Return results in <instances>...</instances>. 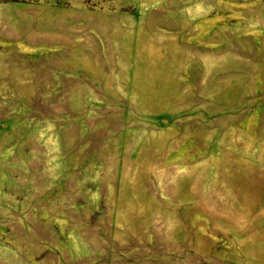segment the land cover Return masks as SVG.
<instances>
[{
	"label": "rangeland",
	"instance_id": "1",
	"mask_svg": "<svg viewBox=\"0 0 264 264\" xmlns=\"http://www.w3.org/2000/svg\"><path fill=\"white\" fill-rule=\"evenodd\" d=\"M0 264H264V0H0Z\"/></svg>",
	"mask_w": 264,
	"mask_h": 264
}]
</instances>
